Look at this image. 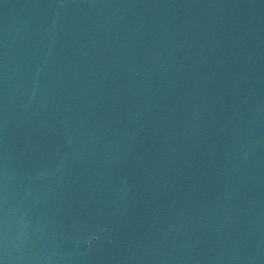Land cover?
I'll use <instances>...</instances> for the list:
<instances>
[{
  "label": "water",
  "instance_id": "water-1",
  "mask_svg": "<svg viewBox=\"0 0 264 264\" xmlns=\"http://www.w3.org/2000/svg\"><path fill=\"white\" fill-rule=\"evenodd\" d=\"M0 264H264V0H0Z\"/></svg>",
  "mask_w": 264,
  "mask_h": 264
}]
</instances>
